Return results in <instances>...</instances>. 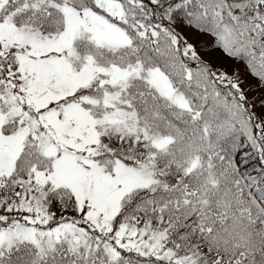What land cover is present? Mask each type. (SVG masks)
<instances>
[{
  "label": "snow or ice",
  "instance_id": "1",
  "mask_svg": "<svg viewBox=\"0 0 264 264\" xmlns=\"http://www.w3.org/2000/svg\"><path fill=\"white\" fill-rule=\"evenodd\" d=\"M0 264H264V0H0Z\"/></svg>",
  "mask_w": 264,
  "mask_h": 264
},
{
  "label": "trees",
  "instance_id": "2",
  "mask_svg": "<svg viewBox=\"0 0 264 264\" xmlns=\"http://www.w3.org/2000/svg\"><path fill=\"white\" fill-rule=\"evenodd\" d=\"M207 58H209L210 60H212L213 62H215V60L213 59V55L212 54H207ZM237 67L234 63H232L231 67L228 68L229 71H232L233 68ZM241 67V72H242V77L245 78L247 80V83L245 85H243V87L247 88L249 84H255L256 81L251 78L250 76L247 75L246 71L243 69L242 66ZM249 98H252L253 96L258 95L257 92H248Z\"/></svg>",
  "mask_w": 264,
  "mask_h": 264
}]
</instances>
